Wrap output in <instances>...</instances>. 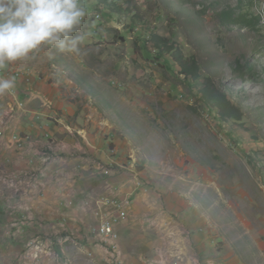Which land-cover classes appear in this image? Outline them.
Here are the masks:
<instances>
[{
    "label": "rangeland",
    "instance_id": "obj_1",
    "mask_svg": "<svg viewBox=\"0 0 264 264\" xmlns=\"http://www.w3.org/2000/svg\"><path fill=\"white\" fill-rule=\"evenodd\" d=\"M262 2L81 0L86 15L66 41H76L74 50L42 46L11 62L19 75L35 67L31 89L42 100L26 106L46 127L70 126L74 150L99 167L85 181L90 207L128 195L136 177L162 211L181 207L173 219L185 226L181 214L193 208L228 264H264ZM176 53L196 62V79L182 74ZM207 84L240 109L241 120L219 118L200 93ZM105 169L126 193L108 192ZM165 253L156 264H168Z\"/></svg>",
    "mask_w": 264,
    "mask_h": 264
},
{
    "label": "crops",
    "instance_id": "obj_2",
    "mask_svg": "<svg viewBox=\"0 0 264 264\" xmlns=\"http://www.w3.org/2000/svg\"><path fill=\"white\" fill-rule=\"evenodd\" d=\"M14 65L0 69V79L13 82L0 94V264H106L108 254L88 232L97 223V209L88 205L93 193L84 190L85 181L100 174L99 167L74 150L70 126L46 127L36 108L26 106L32 97L42 100L39 89H31L38 84L31 76L35 67L19 68L31 71L19 75L15 70L21 66ZM108 171V192L116 186L124 193L117 174ZM130 184L132 209L117 227L124 264H156L164 252L168 264L229 263L193 208L181 214L189 223L185 226L173 219L181 207L162 211L157 194Z\"/></svg>",
    "mask_w": 264,
    "mask_h": 264
},
{
    "label": "clouds",
    "instance_id": "obj_3",
    "mask_svg": "<svg viewBox=\"0 0 264 264\" xmlns=\"http://www.w3.org/2000/svg\"><path fill=\"white\" fill-rule=\"evenodd\" d=\"M85 15L81 0H0V69L42 46L74 50L66 41ZM12 87L0 79V94Z\"/></svg>",
    "mask_w": 264,
    "mask_h": 264
},
{
    "label": "built area",
    "instance_id": "obj_4",
    "mask_svg": "<svg viewBox=\"0 0 264 264\" xmlns=\"http://www.w3.org/2000/svg\"><path fill=\"white\" fill-rule=\"evenodd\" d=\"M264 7V0L262 2ZM2 127V125H0ZM13 138H17L14 136ZM83 150L81 147L79 151ZM111 166V164H109ZM104 174L109 173L108 170L103 171ZM135 188L143 186L141 180L134 177ZM132 194L128 193L125 196L105 197L97 202V223L89 227V235L99 242L108 254L107 261L117 264L120 253L118 243L119 234L117 227L129 216L132 207ZM39 258V255L36 256Z\"/></svg>",
    "mask_w": 264,
    "mask_h": 264
},
{
    "label": "trees",
    "instance_id": "obj_5",
    "mask_svg": "<svg viewBox=\"0 0 264 264\" xmlns=\"http://www.w3.org/2000/svg\"><path fill=\"white\" fill-rule=\"evenodd\" d=\"M158 46H167L166 39L162 37H154ZM175 60L178 62L182 74L190 76L193 79L198 77V69L195 61H188L182 57L180 53H176ZM208 106L215 108L217 114L222 121L226 120H241L240 109L233 105L220 90L210 84H207L200 91Z\"/></svg>",
    "mask_w": 264,
    "mask_h": 264
}]
</instances>
